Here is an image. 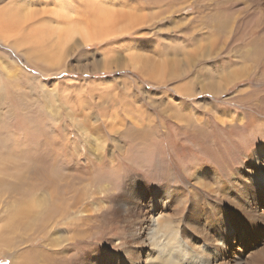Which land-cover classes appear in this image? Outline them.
<instances>
[{
    "label": "bare ground",
    "instance_id": "1",
    "mask_svg": "<svg viewBox=\"0 0 264 264\" xmlns=\"http://www.w3.org/2000/svg\"><path fill=\"white\" fill-rule=\"evenodd\" d=\"M114 1L92 0L94 14L86 21L68 20L75 15L68 17V8L56 12L53 8H31L28 0L0 2V48L9 55L15 54V62L23 60L27 67L39 73L43 77L42 87L50 73L58 76L69 70L65 49L97 43L105 62L100 68L111 71L118 66L109 65L108 59L116 54L108 42L112 46L114 35H118ZM158 1L164 3L166 35L171 37V32H176L178 36L170 38L169 45L177 48L184 66L198 69L203 91L213 99L225 96L224 101L229 104L245 106L246 110L232 111L220 123L227 122L226 131L233 135H241L255 125L259 128L258 140L245 151L243 163L230 172L226 182L208 162L189 163L186 151L173 145V155L186 167L189 188L176 182L149 187L140 176H127L131 172L122 166V172H117L115 178L116 169L107 175L108 181L103 174L105 164L95 162L90 166L88 157H83L82 164L79 155L75 156L76 167L73 164L69 173L59 172L54 163L51 173L45 175L44 156H36L41 163L37 169L26 168L29 170L26 175L13 177L16 182L6 184L0 180V206L8 204L0 218V248L4 254H10L11 264H264V0ZM44 14L55 20L67 19L54 24L48 18L42 19ZM50 37L54 39L48 44L57 47L55 52L44 49ZM1 55L5 60L7 55ZM4 60L0 56V66L5 72L7 63L1 65ZM115 120H109L114 129L127 128L130 122L131 133L139 143L143 139L141 135L154 124L152 117L145 122L138 118L115 117ZM159 121L161 125L166 121L170 127H182L185 131L182 133L193 135L190 134L192 122L180 126L179 119L168 115ZM140 125L142 128H137ZM79 168H84L83 173ZM151 168L146 171L154 178L156 170ZM109 217L119 224V236L107 241L95 240L94 229Z\"/></svg>",
    "mask_w": 264,
    "mask_h": 264
},
{
    "label": "rangeland",
    "instance_id": "2",
    "mask_svg": "<svg viewBox=\"0 0 264 264\" xmlns=\"http://www.w3.org/2000/svg\"><path fill=\"white\" fill-rule=\"evenodd\" d=\"M6 1L0 0L2 4ZM91 1L54 0L51 3L47 0H28L31 8L37 10L43 8L59 12L62 8H70L67 9L68 17L72 13L75 15L68 20L75 21H86V18L94 14ZM114 2H117L114 7L116 12L114 25L118 35H114L116 43L112 42L111 46L108 42V45L116 54L108 59L111 60L109 65H118L116 69L113 67L111 71H108V69L100 68L105 62L103 63V53L98 51L100 46L97 43L86 49H65L66 55L69 56L67 60L69 70L62 71L58 76H53V72L50 73L46 77V85L42 87L40 79L43 77H39V73L27 67L23 60L15 62L13 60L15 54L9 55L4 48H0L2 60L4 58L1 53L7 55L5 60L1 61V65L3 62L7 63V68L5 66L7 71L4 72L0 66V180L6 184L16 182L13 177L21 178L26 175V171H29L26 168L33 166L37 169L40 166L37 164H41L40 155L42 158L44 156V164L47 165L43 174H50V169L55 164L59 172L69 173L70 167L76 162L75 156L79 155V161L82 164L83 157H88L90 166L95 165V162L96 165L105 164L106 172H103L105 175L103 176L107 180L111 172L117 170L116 173H111L113 178L117 172L121 173L122 166L123 170H130L131 173L127 176L136 174L149 187L167 183L172 185L176 182L183 188H189L190 181L185 178L184 173L186 167H183L173 155L172 146L174 145L186 151L189 163L208 162L222 174L225 182L228 181L230 172L243 163L245 151L255 143V140H258L259 128L252 125L241 135L238 133L233 135L227 132L228 123L221 124L220 121L232 115V111L238 113V111L246 110L245 106L229 104L224 101L225 96L213 99L210 94L203 91L204 83L201 82L198 69L196 71L194 68L184 66L177 48L169 45V39L175 38L177 33L171 32L170 37L164 31L166 24L164 3L158 0H115ZM41 18L44 20L48 18L54 24L67 19L64 17L55 20L53 16L45 14ZM31 24L29 22L27 26L30 27ZM86 51L88 54H84ZM130 60H132L131 63ZM126 65L127 67L124 68ZM84 66L88 67L87 72L83 70ZM135 68L136 70L133 71ZM226 71L224 69V72ZM184 72L189 73L184 74ZM6 75H10L9 78ZM252 86L249 85L250 88ZM244 87L248 86L238 88ZM55 89L56 92L53 91ZM247 112L261 117L253 111L247 110ZM162 115L179 119L180 126H186L192 122L193 130L190 134L193 135L184 134L182 127H170L169 122L166 121L161 125L159 120L163 119ZM107 117L109 120H115V117H123L125 120L138 118L144 122L148 117H152L154 124L151 123L149 129L141 135L143 138L141 144L137 141V136L131 133L133 127L130 122L127 123V128L118 127L115 130L109 125L110 121ZM198 119L201 121L197 122ZM115 121H113L114 124ZM137 128L142 127L140 125ZM128 133L131 134L130 137ZM134 136H136L135 139ZM132 143H137L135 147L138 149ZM36 156H39L38 159ZM134 157L138 158L134 160ZM185 162L184 160L183 163ZM75 167L72 172L76 171ZM150 168L156 170L154 178H151L146 171ZM79 170L83 173L84 168ZM40 176L43 177L41 174ZM7 205L0 206V218H3L2 213ZM0 225H2L1 222ZM118 229L119 224L109 217L94 229L93 232L97 236H94V239L100 238L102 241H107L118 237ZM111 249L116 252L115 247ZM1 252L0 248V264H11L10 254Z\"/></svg>",
    "mask_w": 264,
    "mask_h": 264
},
{
    "label": "crops",
    "instance_id": "3",
    "mask_svg": "<svg viewBox=\"0 0 264 264\" xmlns=\"http://www.w3.org/2000/svg\"><path fill=\"white\" fill-rule=\"evenodd\" d=\"M52 39H54V38H49V39H47V41H46V43H45V45H44V49H46V48H48V51H54L55 52V50H57V47H54L53 45H51V44H48ZM47 44H48V46H47ZM87 47H81L80 49H86Z\"/></svg>",
    "mask_w": 264,
    "mask_h": 264
}]
</instances>
